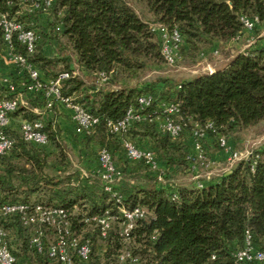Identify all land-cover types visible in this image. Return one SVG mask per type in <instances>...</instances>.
I'll return each mask as SVG.
<instances>
[{
	"label": "trees",
	"instance_id": "1",
	"mask_svg": "<svg viewBox=\"0 0 264 264\" xmlns=\"http://www.w3.org/2000/svg\"><path fill=\"white\" fill-rule=\"evenodd\" d=\"M135 1L145 2L156 23L180 32L183 39L178 51L180 58L185 56L186 48H190L189 54L195 53L204 44L212 51L215 45L231 41L243 30L240 16L258 17L255 31L264 26V0ZM1 15L23 23L37 34L31 52L15 33L10 42L11 52L25 57L40 75L43 72L52 79L62 71L72 72L68 59L43 53L42 48L50 39L58 42L64 39L84 71L96 76L100 72L106 74L104 84L86 87L72 73L62 81L61 94L100 117L91 135L75 136L87 143L95 142L99 149H108L114 158L118 153V158L124 160L121 167L124 175L125 163L131 161L124 153L121 136L109 132L107 121L121 119L140 95H152V105L144 112L154 111L158 120L135 123L128 135L139 147L155 152L166 178L180 169L192 171L187 156L193 153L194 122L201 126L212 124L215 131L206 129L202 143L206 149V141L213 139L221 150L219 135L232 146L230 133L264 121V46L251 45L235 53L222 67L172 86L168 84L170 80L159 79L141 87L112 89L107 83H113L120 70L134 74L149 61H164L158 32L135 13L128 0H50L49 6L44 0H0ZM43 16L50 18L52 26L49 23L41 27L39 21ZM57 25L59 31L53 28ZM1 32L0 28V45L4 44ZM201 52L198 51L199 57ZM58 65L63 68L61 71H56ZM21 81L27 82L26 71L22 72L21 80L11 81L24 95L27 92L21 89ZM15 95L8 85L0 84V100ZM169 101L178 103L180 108L178 114L172 115L183 126L176 138L160 127L164 116L161 104ZM30 102L22 97L11 116L42 118V130L53 150L25 142L16 130L6 128L13 147L9 153L0 155V198L64 207L70 214L71 228L77 233L86 230V217L100 215L107 209L117 213L115 199L95 181L90 182L80 171L68 173L59 167L64 166L66 159L56 122L57 108L44 104V111L35 112ZM48 111L52 112L49 120L43 118V112ZM131 163L145 168L142 163ZM48 167H55L59 175L48 174ZM145 169L153 178L149 184L125 185L122 181L119 191L122 205H139L146 210V216L137 221L127 242L119 235L120 220L116 221L107 236L101 238L103 253L93 248L86 264H117V255L124 247L139 256L141 264H264V261L237 262L234 257L243 246L246 230L254 246L264 252V144L219 176L202 180L201 188L159 183ZM5 227L10 235L12 231L19 235L13 243L18 258L15 264H56L47 259L45 251L28 247V232L17 221L6 222ZM97 238H100L98 231L92 239Z\"/></svg>",
	"mask_w": 264,
	"mask_h": 264
},
{
	"label": "built area",
	"instance_id": "2",
	"mask_svg": "<svg viewBox=\"0 0 264 264\" xmlns=\"http://www.w3.org/2000/svg\"><path fill=\"white\" fill-rule=\"evenodd\" d=\"M44 1L47 6L50 5V0ZM37 5L38 3L35 4V6ZM240 20L243 30L231 39L232 42H239L244 33L249 36L253 35L254 28L258 24V17L256 16L248 17L243 15L240 16ZM0 28L2 31L1 39L9 50L11 63L15 64L21 72H27V82L21 81V89L27 93L42 92L46 98L45 105L48 108L53 107L56 102L63 105L70 112L74 133L91 135L100 122V117L86 110L80 103L73 102L71 97L61 94L62 81L74 72L62 71L49 82L43 81L39 70L35 66L28 63L25 57L11 52L10 41L14 33L19 41L26 45L28 51H33L37 40L35 31L31 28H26L23 23L17 20L7 18L5 15L0 16ZM151 28L158 32L160 36L161 54L165 63L174 65L180 59L178 51L183 41L180 32L176 28L169 31L160 23L151 25ZM55 30L59 31L60 25H57ZM249 40L252 41V38L250 39L249 37ZM248 47L243 48L241 51ZM218 53V49L214 48L210 55L214 57ZM207 56L208 54L204 52L200 53L201 62L204 63L202 65L203 72H211L213 70L211 64L207 62ZM107 79L106 74L100 72L95 78V83L97 85L104 84ZM8 86L11 92H15L16 95L13 98L0 100V155L9 153L13 147V140L4 130L9 128L11 113L17 108L23 96L22 92L17 91L18 88L16 89L12 82ZM152 100V95L150 94L140 95L136 104L128 107L121 119L117 121L108 120L107 127L110 133L121 136L122 147L129 161L142 163L157 182L174 186L175 183L165 177L155 152L150 148L139 147L128 135L129 128L135 123L158 120V116L154 111L144 112L146 108L152 105ZM161 107L164 116L160 120V127L171 138H176L183 128L181 122L172 117V115L178 114L179 105L169 101L163 102ZM43 126L42 118L34 120L23 118L18 122L15 130L25 142L46 146L49 140L46 133L42 130ZM206 129L215 131L211 123L201 126L194 122V129L192 130L193 153L188 155L187 158L191 163L192 172L195 173L198 172V166L205 168L215 166L212 161L206 158V149L202 143V139L206 136ZM217 142L220 149L227 154L226 161L229 168L237 161L246 159L250 154V152L242 154L233 149L223 135L218 136ZM97 162L95 170L82 171L81 174L83 177L88 178L90 182L95 181L102 191L115 199L117 213H111L107 209L100 215L88 216L85 218V222H87L86 230L77 233L71 228L70 214L68 209L64 207L0 198V264H15L17 260L13 252L15 246L11 241L10 232L5 227V223L10 221H17L21 227L27 230L29 248L37 252L45 251L47 259L56 264H86L93 248H98L92 239L93 234L98 231L99 239H104L108 230L119 220V235L124 242L129 241L130 232L136 226L137 221L146 216V210L139 205L132 207L122 205L119 188L122 186L124 172L108 149L100 148L98 150ZM193 178L195 179L194 185L196 187H203L204 184L199 179L198 174H194ZM99 250L97 252L103 253V241ZM234 257L237 262H263L264 252L254 246L251 234L246 230L243 246L235 252ZM117 264H141V262L139 256L133 255L129 249L124 247L117 255Z\"/></svg>",
	"mask_w": 264,
	"mask_h": 264
},
{
	"label": "rangeland",
	"instance_id": "3",
	"mask_svg": "<svg viewBox=\"0 0 264 264\" xmlns=\"http://www.w3.org/2000/svg\"><path fill=\"white\" fill-rule=\"evenodd\" d=\"M130 6L135 11V13L143 20L149 22L151 25L156 24L154 21V16L152 13L149 12L145 2L143 1H135V0H128ZM39 23L42 25L41 27H44L51 24L50 18L43 16L42 19H40ZM49 26V25H48ZM52 26V24H51ZM264 27V26H262ZM55 28V26H53ZM262 30L259 28L254 32V36L258 33H260ZM51 43L55 44L54 53L53 55L58 56L60 58L68 59L69 64L71 65V69L74 72L75 75H77L80 79H82L85 83L86 87H91L95 84L94 80L96 78L95 74L84 72L78 62L76 54L72 51V48L66 43L64 39L60 40L58 43L55 42H47L45 49L49 50L51 47ZM0 46H4V44H1ZM53 46V45H52ZM58 47V48H57ZM214 48V47H213ZM215 48L218 49L219 58L213 59L212 56H209V52H211L209 49V46H206L202 44L199 46L198 49H196V52L190 53V48L185 49V56L183 55L174 65H168L164 61H149L147 65L137 70L134 74H130L127 71H119L117 76L114 78V82L107 83L108 86L114 85L115 87H141L146 83H156L159 79H167L170 80L168 83L170 86H172L175 83H179L183 79L190 78L196 74L202 73V65L204 64L201 62V59L199 57L198 51H203L208 54L207 56V62L211 64L212 68L215 69L219 65H222L223 63H227L228 59H231V56L235 54L238 51L237 46L232 47H224L221 44L215 45ZM49 54V52H46ZM188 54V55H187ZM50 55L53 57L52 53ZM221 57V58H220ZM6 59L10 60L9 56H6ZM5 59V60H6ZM11 61V60H10ZM217 61V62H215ZM200 62V63H199ZM13 64V63H11ZM15 65V64H13ZM63 68L58 65L56 68V71H61ZM133 75V76H132ZM11 81H8V83ZM13 83V82H12ZM107 86V85H105ZM229 138H231L232 141V147L233 149L239 151L242 154H245L246 152H250L255 147H258L259 145L264 144V121L259 122L258 124L251 126L247 129H242L239 131H234L230 133ZM69 140H72L74 144H68L63 143V150H64V157L66 159V163L64 166H58L61 169H64V171H67L68 173H74V172H82V171H88L84 166H81V163L83 162V157H86V155L93 154V158H97V151L98 146L96 150L92 149L90 153L87 154H81V150L83 146H78L79 142L85 141L82 138L73 136L72 138H69ZM209 141L205 143L206 146V158H208L210 161H212L211 154L214 152H217L219 148L217 147L215 141L212 139H208ZM95 144V142H94ZM118 153L115 155L116 162L119 164L120 167H122L124 160H120ZM122 159V158H121ZM120 162V163H119ZM213 162V161H212ZM215 166H211L208 168L205 167H199L198 166V172H192L189 170L182 171L177 170L175 172H172L169 174L170 180L175 183V185H194L195 179L193 178L194 174H198L200 180H209L211 178L219 176L221 173L226 171L229 168L228 162L224 159L217 160L213 162ZM126 164V170L125 175L123 178V183L125 185H130L133 183V185H144L149 184V179H153L151 175L147 174V171L142 166H139L138 163H125ZM47 173L50 175H59L57 174V170L52 167H48L46 169ZM149 181V182H147ZM95 244H97L98 248L96 247V252L100 251V245L102 243L101 239L97 238L95 239Z\"/></svg>",
	"mask_w": 264,
	"mask_h": 264
},
{
	"label": "crops",
	"instance_id": "4",
	"mask_svg": "<svg viewBox=\"0 0 264 264\" xmlns=\"http://www.w3.org/2000/svg\"><path fill=\"white\" fill-rule=\"evenodd\" d=\"M261 30L262 31L260 33L256 34L255 36H254V33L251 36H249L247 33H244L243 37L241 38V40L239 42L228 41V42H223L220 44L224 47H227V48L232 47V45L234 47L237 46L239 48L237 52L241 51L245 47H248V46L250 47L251 45H253V47L254 46H264V27H261ZM249 37H250V39L252 38V41L249 40ZM49 41L58 43V41L56 39H50ZM45 46H46V44L42 48L43 53L48 57H52L50 55V53H52V55H53L55 44L51 43V47L49 50L45 49L44 48ZM46 52H49V54H47ZM7 55L9 56V50H8L7 46L4 44L3 47L0 46V84H2L4 86L8 85L10 83V82L8 83V81L21 80V77H22L21 70L16 65L11 64V61L9 59L8 60L6 59ZM234 55L235 54H233L231 57H233ZM209 56H212V55H210V53H209ZM53 57H55V55H53ZM56 57H58V56H56ZM215 58H219V55L213 57L214 60H215ZM228 61H229V59H228ZM215 62H217V61H215ZM225 64L226 63H223L222 65H219L217 68L222 67ZM70 67H71V65H70ZM84 72H86V71H84ZM41 78L45 82H49L51 80V76L45 75L43 72H41ZM94 82H95V80H94ZM110 88L113 89L116 87L114 85H111ZM36 94L37 95L32 96L31 93H26L22 97H23V99L31 100L32 104H34L32 109L35 112H40L42 110L44 111V109H45L44 104L46 102V98L43 97V95H41L39 93H36ZM54 106L58 110V114L56 116V122H57L58 128L60 129V137L64 143H68V144L73 145L74 142L72 140H69V138H72L73 136H75L74 125H73V122H72L71 117H70V112H69V110L64 108L63 105H61L57 102L54 104ZM51 113L52 112H50V111L43 112V118L47 119V120L51 119L52 118ZM21 119H23L22 116H11L9 129L15 130L16 127L18 126V122ZM77 145L80 147L83 146V148L81 150L82 155L90 153V151L92 149L96 150V148H97V144H94L93 141H90L88 143L86 141H83V143L79 142V144H77ZM45 147H47L48 150H53V147L50 144L46 145ZM90 148H92V149H90ZM92 155L93 154L91 153L90 155H86V157H83V162L81 163V166H84L87 170H95L97 168V164H98L97 158H93ZM226 157H227V154L222 150H218L217 152H214L213 154H211V158H212L213 162H215L219 159H221V160L224 159V161H225ZM10 229H12V227H10ZM18 238H19V235L15 231H12L11 241L14 243L15 241H18ZM17 261H18V258H17Z\"/></svg>",
	"mask_w": 264,
	"mask_h": 264
}]
</instances>
